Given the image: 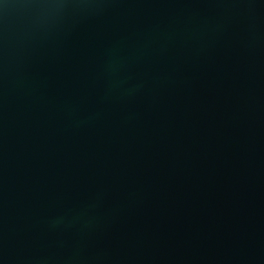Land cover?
Here are the masks:
<instances>
[{
    "label": "water",
    "instance_id": "1",
    "mask_svg": "<svg viewBox=\"0 0 264 264\" xmlns=\"http://www.w3.org/2000/svg\"><path fill=\"white\" fill-rule=\"evenodd\" d=\"M0 264H264V0H0Z\"/></svg>",
    "mask_w": 264,
    "mask_h": 264
}]
</instances>
